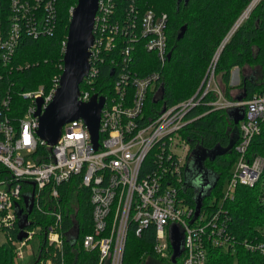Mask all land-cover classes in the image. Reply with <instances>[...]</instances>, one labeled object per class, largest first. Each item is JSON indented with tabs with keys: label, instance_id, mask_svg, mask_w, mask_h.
Listing matches in <instances>:
<instances>
[{
	"label": "built area",
	"instance_id": "1",
	"mask_svg": "<svg viewBox=\"0 0 264 264\" xmlns=\"http://www.w3.org/2000/svg\"><path fill=\"white\" fill-rule=\"evenodd\" d=\"M8 1L6 13L0 11V164L9 172L0 177V232L14 226L18 219L16 205L23 207V194L33 191V208L52 216L43 230L46 241L57 248L60 264H65L64 236L73 242L78 229L74 224L68 233L63 230L60 189L63 183L77 180L88 191L92 217V229L81 238L82 247L97 250L96 264H125L128 231L133 229L140 235L149 226L155 228L153 250L161 257L172 254L170 227H179L184 237L183 264H207L212 247L233 249L229 216L221 201L202 203L194 217V204L186 199L184 171L191 147L183 128L200 116L188 114L210 91V80L200 98L194 95L170 106L162 104L159 112L151 114L145 108L150 97H156L160 71L142 75L132 67L135 49L142 47L153 54L160 67L164 65L169 54L167 13L143 8L139 0H98L90 70L78 96L82 102L89 101L93 94L105 98L98 144L95 146L89 129L77 118L64 123L57 143L50 145L37 136L38 116L34 111L37 98L43 100L42 109L52 100L60 74L48 89L39 86L19 92L31 102L16 119L11 115L12 94L5 78L12 69L21 68V64L13 65V60L23 36L39 38L56 30L57 0ZM252 1L254 7L260 0ZM73 6L69 7L70 14ZM65 45L64 40L63 51ZM103 64L113 71L111 79L103 82L105 94L94 91ZM217 93L219 96L209 102L213 108L244 107L235 144L238 156L222 190L226 199L233 197L237 185H254L263 171L264 156H248L247 147L264 121V92L244 100H227L219 90ZM148 156L154 167L142 171ZM25 229L27 235L15 247L20 259L22 246L40 232ZM243 245L264 255V227ZM43 264L55 262L50 258Z\"/></svg>",
	"mask_w": 264,
	"mask_h": 264
},
{
	"label": "trees",
	"instance_id": "2",
	"mask_svg": "<svg viewBox=\"0 0 264 264\" xmlns=\"http://www.w3.org/2000/svg\"><path fill=\"white\" fill-rule=\"evenodd\" d=\"M251 1H138L143 8H152L166 12L168 15L166 36L170 57L164 65L160 67L153 54L145 51L143 47L136 48L134 53L136 60L132 67L137 73L143 75L157 69L160 71V87L156 97L151 96L147 101L146 113L155 114L159 112L162 104L170 106L194 95L200 98L212 64L215 75L220 79L221 90L228 100L237 99L243 94L244 100L264 92V0L254 4L248 15L243 17L241 23L230 33L236 20ZM76 2L77 0H57L58 17L53 34L39 38L23 36L19 42L13 65L21 64V68L12 69L5 78V84L12 94L11 115L15 119L22 116L31 102L23 98L19 92L37 89L39 86L48 89L52 86L53 79L62 73V46L68 32L69 7ZM8 3V0H0V11L4 14L8 9ZM182 28L183 34L178 38ZM227 36L229 37L218 54V49ZM248 64L260 66L257 77L255 71L249 75L244 72L245 65ZM236 66L242 73L240 83L233 85L230 76L231 70ZM111 71L105 64L100 67L94 91L106 93L103 82L111 79ZM259 77L262 81L258 80ZM80 84V88L83 89L85 84ZM236 87L241 88V93L234 96L231 92ZM216 95L212 91L204 93L200 104L188 114L200 116L187 122L188 124L183 128V135L189 140L191 148L202 146L208 149L217 143L226 146L231 140L234 141L227 153L218 155L212 161L206 159L204 162L205 167L215 173L217 180L209 194L204 197L203 204L205 205L208 196L215 194L217 201L221 198L220 201L229 216V232L235 241L233 249L215 247L209 249L207 264H264V255L258 251L248 250L243 245L245 239L256 238L258 231L264 227V168L260 179L254 185H237L233 197L222 198L223 183L227 182L238 156L235 144L240 135L239 123L233 121L232 114H228V108H213L209 104ZM247 149L248 156L254 154L264 156V121ZM153 167V160L150 156L146 157L142 171ZM6 175H9L7 168L0 164V177ZM197 176L198 174L193 171L186 189V199L189 204H194L196 196L194 182ZM60 191L63 230L68 233L74 224L78 229L73 242L64 236V262L65 264H96L99 258L97 250H85L81 241L83 235L92 229L88 191L79 185L77 180L63 183ZM23 202L24 200L21 201V205ZM29 214L32 225L26 228L30 230L35 226L40 228L38 233L40 244L38 250L33 252L32 264H43L50 258L55 264H60L59 251L54 245L48 244L43 231L52 221V216L37 211L35 207ZM18 220L19 218L13 227L0 232V235L4 236V241H0V264H18L15 261V247L19 233ZM154 234L153 226L144 229L140 235H137L133 229L128 231L124 249L125 264H177L178 258L182 255L173 262L172 254L161 257L154 252Z\"/></svg>",
	"mask_w": 264,
	"mask_h": 264
},
{
	"label": "water",
	"instance_id": "3",
	"mask_svg": "<svg viewBox=\"0 0 264 264\" xmlns=\"http://www.w3.org/2000/svg\"><path fill=\"white\" fill-rule=\"evenodd\" d=\"M253 3V1L250 2L241 16L236 20L237 22L247 16L248 12L253 8ZM97 6L98 0H77L76 4L73 6L68 23V32L65 40L66 45L62 55L63 66L61 70L62 73L58 80V87L52 100L44 109H42L43 100L40 98L36 99V110L34 111V114L38 116L36 133L41 140L50 145L57 143L56 141L59 139L62 131V125L77 118H81L89 129L91 140L94 142L95 146L98 144L100 111L105 98L102 95L97 96L96 94H93L91 99L87 102H82L78 98L80 94V83L90 70V48L94 42L93 24L97 13ZM183 28L178 34V38L182 36L184 31ZM235 28L236 26L234 29ZM227 38L224 39L219 47L218 54L227 41ZM169 57L170 53L168 54V58ZM110 74H113V71H111ZM203 83L204 81L201 86ZM244 96V94L243 96H238L236 100H243ZM164 108L165 105H163L162 109L164 110ZM228 111L229 115L232 114L231 116L236 124L243 118L244 107L242 106L230 107ZM233 144L234 141L231 140L226 146L217 143L214 147L208 149L202 146H195L190 149V159L185 165L184 178L189 185L193 171L198 174L196 177L197 180L194 182L196 188L194 217L200 213L204 197L209 194V191L217 180L215 173L210 172L205 167L204 162L206 159L212 161L218 155L227 153ZM23 200L25 203L23 207H19V204L16 205V215L19 218L17 226L20 230L17 235L18 240H21L27 235V230L25 228L32 225L29 219V213L32 211L34 205L33 191L31 193H24ZM169 237L173 252L171 259L175 262L183 252L182 247L184 240L176 224L171 225Z\"/></svg>",
	"mask_w": 264,
	"mask_h": 264
},
{
	"label": "rangeland",
	"instance_id": "4",
	"mask_svg": "<svg viewBox=\"0 0 264 264\" xmlns=\"http://www.w3.org/2000/svg\"><path fill=\"white\" fill-rule=\"evenodd\" d=\"M247 15H248V14H247ZM245 17H246V16H245ZM240 23H241V22H240ZM236 24H237V23H236ZM236 24L233 25V27L236 26ZM231 31H232V30H231ZM231 31H230V32H231ZM259 70H260V66H258V65H251V64L249 65V64H248V65H245L244 72H246V74L249 75V74H251V72L255 71V72H256V77H257V76H258V72H259ZM241 73H242V72L239 71V77L241 76ZM207 75H208V76L206 77L207 81H206V83H205V85H204V88L206 87L208 81L210 80V84H209V86H210V91H212L213 93L217 94L215 98H217V96H219V93H217V90H219L220 93H222L223 96H224V93H223L222 90H221L220 79H219L218 76H216L215 73H214V65H213V64H212V67H210V70H209V72H208ZM236 75H237V70L235 69V72H233V78H235ZM236 80H237V78H236ZM258 80H259V81H262L261 77H259ZM239 83H240V82L236 83V85H238ZM204 88H203V89H204ZM202 91H203V90H202ZM240 91H241V88H240V87H236V88L234 89V91L231 92V93H233L234 96H235L236 94L241 93ZM224 97H225V96H224ZM225 99L228 100L227 97H225ZM217 108H218V107H217ZM219 108H220V107H219ZM231 170H232V168H231ZM231 170H230V171H231ZM225 183H226V181L223 183L222 188L224 187ZM217 200H218V198H217V196L214 194V195L208 196V197L205 199V203H206L207 205H211L213 202H216ZM220 200H221V198L219 199V201H220ZM219 201H217V202H219ZM39 229H40V228H38V226H35V228H34L35 232H37ZM0 241H4V236L0 235ZM39 244H40V243H39V240H38V235H37V233H35L34 235H32V237H31L28 241H26V244H24V245L22 246L21 249H22V251H23V255H22L21 259L15 256V261H16L18 264H32V260H33V257H32V256H33V252H35V251L38 250ZM177 264H183V258H182V256H180V257L178 258Z\"/></svg>",
	"mask_w": 264,
	"mask_h": 264
},
{
	"label": "crops",
	"instance_id": "5",
	"mask_svg": "<svg viewBox=\"0 0 264 264\" xmlns=\"http://www.w3.org/2000/svg\"><path fill=\"white\" fill-rule=\"evenodd\" d=\"M235 69L237 70V75H236L235 78H233V72H235ZM239 71H240V69H239L238 66L234 67V68L231 70V76H230V78H231V83H232L233 85H236V83L240 82V79H241V78L239 77ZM236 78H237V80H236Z\"/></svg>",
	"mask_w": 264,
	"mask_h": 264
},
{
	"label": "bare ground",
	"instance_id": "6",
	"mask_svg": "<svg viewBox=\"0 0 264 264\" xmlns=\"http://www.w3.org/2000/svg\"><path fill=\"white\" fill-rule=\"evenodd\" d=\"M240 22H241L240 20L237 22L236 27L240 24ZM234 27H235V26H234ZM234 27H233L232 30H234ZM231 32H232V31H231ZM229 34H230V33H229ZM229 34H228V35H229ZM227 37H228V36H227ZM227 37H226V38H227Z\"/></svg>",
	"mask_w": 264,
	"mask_h": 264
}]
</instances>
